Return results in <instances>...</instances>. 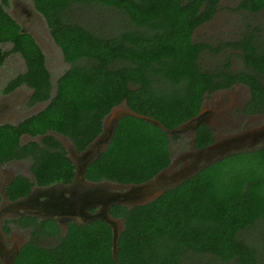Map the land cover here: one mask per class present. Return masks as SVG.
<instances>
[{
    "label": "trees",
    "instance_id": "16d2710c",
    "mask_svg": "<svg viewBox=\"0 0 264 264\" xmlns=\"http://www.w3.org/2000/svg\"><path fill=\"white\" fill-rule=\"evenodd\" d=\"M219 1L32 0L69 64L53 93L44 52L0 4V45H11L8 51L0 47V63L18 53L26 65L5 92L26 84L33 88V101L49 100L17 126L0 125L1 162L32 155L37 184L67 183L73 164L58 140L46 135L41 141L45 147L36 142L21 145L20 135L52 130L82 151L101 133L105 116L122 103L170 130L199 113L207 92L244 83L250 98L243 112L264 114L260 28L215 47L193 40V32L212 19ZM236 8L257 13L264 9V0H240ZM222 47L237 49L245 68L232 71L227 58L211 70L203 69L201 53H217ZM212 141L211 128L199 124L194 147ZM170 164V136L151 121L124 115L85 177L139 184ZM29 185L17 176L8 191L25 193ZM109 212L123 222L115 260L112 228L104 220L70 221L63 232L54 220L24 218L22 226L32 225L33 230L12 264H264V145L203 166L150 202L115 204ZM41 236L55 243L38 244Z\"/></svg>",
    "mask_w": 264,
    "mask_h": 264
},
{
    "label": "flooded vegetation",
    "instance_id": "af4514ba",
    "mask_svg": "<svg viewBox=\"0 0 264 264\" xmlns=\"http://www.w3.org/2000/svg\"><path fill=\"white\" fill-rule=\"evenodd\" d=\"M0 4H3L5 10H6V6L10 4L12 7V13L15 16H19L21 14L25 20L32 19V21L34 22V20L38 16L37 13L43 16V14L40 13L34 7L33 2H32L33 9L29 8L26 5V2L23 0H7V3L3 2V0H0ZM13 18L21 25L23 30L29 32L33 36L32 32L26 29L23 23L18 21L15 17ZM11 79H9L8 82H10ZM8 82L5 84L3 88V95L12 94L16 90H18V88H21V86H26L27 88H30L29 90L30 92L24 99H21V101L17 103L15 107L10 106V102L12 101L11 98L9 99V102L6 104L5 102L3 103V101L0 103V125L9 124V125L17 126L20 121L31 116L32 114H35L43 110L47 106L49 102L48 99L38 100V101L32 100L33 88H31L26 84L19 85L14 89L5 92ZM240 84H244V83H240ZM236 85L238 84H234L233 86ZM226 89L228 88L216 90L214 92H218ZM249 98H250V94L249 97L243 103L240 114L244 118H246L247 116L261 118L263 119L264 122V114H245L243 112L244 106ZM202 107H203V102L200 109V115L197 117L195 121L199 122V124L202 123L206 124L211 128L213 141L208 145H215L216 146L215 149H217L220 147L221 141L223 140L222 138L219 137L220 134L223 132V130L229 132L239 128L242 118H237V119L233 117L225 118L214 112H208L209 114H206L204 112H201ZM211 113L216 114V118L219 119L220 122L219 124L217 123L216 120H211L210 122L208 121L209 117L211 116ZM17 117H22V118L16 122H11L13 119ZM198 126H196V128ZM263 127L264 126L258 127V129H261ZM192 129H191L192 138H190L191 152L189 154L190 155L189 157L193 158L194 156L197 155V152L200 149L206 148L208 145H205L204 147L201 148H195L193 145V141L195 138V131L193 132ZM46 135H51L55 137L58 140L61 148L65 150L66 156L70 159V161L73 164L72 179L67 183L58 181L45 185H39L35 182L32 173V165L34 163V157L32 155H28L21 159L12 158L5 162H1L0 160V224L1 226H3L4 232H9V231L13 232L18 230L28 234V239L16 243L13 249L9 250L8 253L6 252L5 259L3 258V255L0 254V257L2 258V260H0L1 264H11L12 261H14V259L20 252L22 246L29 240V237L33 230V226L32 225L22 226V222H21L22 219L29 218V221H36V222L51 219L56 221L60 229L64 232L65 229L63 228L62 224L65 221H67V224L70 221L82 223L84 219L89 217L91 213L97 210L96 207H90L87 209V211H85L84 213L80 212L74 218H70L72 216L68 215V213H65V215L61 214L62 213L61 211H66V210L70 211L69 204L73 200H75L78 194L83 195L84 192L87 191V189H89L93 184L97 183L88 180L85 177V171L87 167L107 147L109 143V132L107 131L105 132L103 128L101 133L92 142H90L88 146L82 151H78L66 136L61 135L52 130L47 131L45 134H39L35 136H31L26 133L21 134L19 137V142L21 145L27 144L29 142H36L40 145V147H45L44 144H41V141L43 137H45ZM261 141L264 142V136L261 137ZM46 148L50 151L61 150L59 147H54V146L52 147L46 146ZM245 149L252 150L253 148H245ZM209 154L212 153L209 152ZM184 159L186 160L185 162H188V164H190L189 166H184L180 170L175 172L173 171V173L169 174L167 172L170 171V169L175 165V162L171 161L170 166L167 167L166 173H164L158 178L157 183L161 185L167 183L171 184L174 181L178 180L181 177L182 173H185L188 170L193 169V167L195 168L197 163H199L198 159H194V160H192L191 158L187 159V156H185ZM17 176H21L29 181L30 185H29V190L27 192L24 193V192L15 191L10 193L8 191V189L11 187ZM101 182H109V181H101ZM75 207L76 206H73V208ZM59 219H62V221ZM42 238H51V237H45V236L37 237L36 242L38 244H41Z\"/></svg>",
    "mask_w": 264,
    "mask_h": 264
},
{
    "label": "rangeland",
    "instance_id": "374dc122",
    "mask_svg": "<svg viewBox=\"0 0 264 264\" xmlns=\"http://www.w3.org/2000/svg\"><path fill=\"white\" fill-rule=\"evenodd\" d=\"M26 2V5L33 9L31 0H23ZM240 0H220L218 4V8L212 19L208 22L201 24L199 27L195 29L193 32V40L196 42L206 41L210 43L212 47H215L219 43L234 41L240 38V36L245 31H250L254 26L259 27L261 30L260 34L264 33V9L260 12L252 13L248 11L238 10L236 8L237 4ZM6 10L15 17L18 21L24 24L26 29L30 30L37 41L38 45L42 49L45 55L46 66L51 75L52 82V93L55 91L56 80L63 73V71L69 66L67 62H65L62 52L54 42L47 23L44 17L37 13L38 16L32 21L25 20L24 17L20 14L19 16H15L12 13L11 5L6 6ZM0 47L4 51H8L11 47L10 44H2ZM227 58L230 59V69L232 71H240L245 68L242 59L238 55V50L232 47H228L223 49V47L216 53V51L206 50L201 53L199 58V63L203 69L211 70L216 65H220ZM26 65L24 59L18 53H10L4 59L3 62L0 63V103L3 101L8 103L11 98L10 106L15 107L17 103L24 99L28 93L30 92V88L26 86H21L12 94L3 95V88L5 84L14 77L15 75L22 73L25 71ZM249 89L245 84H238L236 86H232L226 90L218 91V92H207L203 99V107L202 111L206 114L208 112H214L222 117L229 118H242L241 124L239 128L234 131L223 132L220 134V138L225 139L235 134L243 133L244 131L258 129V127L264 126L263 119L257 117H246L244 118L240 111L242 109V105L245 100L249 97ZM211 113L208 121L216 120L219 124V119L216 118V114ZM22 117H17L13 119L11 122H16L20 120ZM105 121V119H104ZM4 122V121H1ZM263 122V123H262ZM261 123V124H260ZM259 124V125H258ZM178 135V138L173 139V135L170 136V151H171V161L175 162V165L168 171L167 173L171 174L173 171H178L184 166H189L188 162H185V156L191 158L192 160L198 159L196 156L189 157L191 152V127L182 130L180 133L174 134ZM264 145L263 141H258L253 149L258 148L257 146ZM246 146L245 148H248ZM203 160L199 159V163H197L196 167L191 170L185 172L184 176L187 177L198 169L197 166L202 164ZM9 173V172H8ZM180 179V178H179ZM178 179V180H179ZM174 181L171 184L157 185L160 189H164L167 187H172L178 181ZM28 239V234L23 233L21 231H13V232H4L3 226L0 224V254L3 255L5 259L6 252L14 248V245L22 240ZM41 244L48 246L55 243V239L53 238H42ZM0 260L2 258L0 257Z\"/></svg>",
    "mask_w": 264,
    "mask_h": 264
},
{
    "label": "water",
    "instance_id": "95a60500",
    "mask_svg": "<svg viewBox=\"0 0 264 264\" xmlns=\"http://www.w3.org/2000/svg\"><path fill=\"white\" fill-rule=\"evenodd\" d=\"M124 115H132L144 120H148L153 122L162 128L167 135L172 136L174 134L180 133L182 130L191 127L192 131H195L196 126H198L199 122L195 121L197 117L200 115L199 113L192 117L191 119L185 121L179 126L173 129H166L164 126L155 118L150 116L138 114L135 111L131 110L126 106L125 103L115 106L106 116L105 121L103 120V128L105 132H109V142L113 136L114 130L120 120V118ZM264 136V127L261 129H254L245 131L243 133L235 134L230 137H227L221 141L220 147L215 149V145H208L206 148H202L197 152L198 160L202 159L203 162L200 164L198 171L203 166L211 164L224 156H227L233 152L245 151V147L252 148V146L261 140V137ZM109 144V143H108ZM108 146V145H107ZM103 152V151H102ZM101 152V153H102ZM211 152L212 154H209ZM100 155V154H99ZM167 168L163 171L156 174L152 179L145 181L139 184H118L114 182H97L93 184L84 194H78L69 205L70 211H61L63 215L68 213L74 218L80 212L84 213L90 207H96L97 210L90 214L89 217L83 220L82 223H88L92 220L101 219L106 221L112 228V257L115 260L116 251H117V243L120 235V231L123 228V222L119 218H114L111 216L109 210L111 206L115 204H122L129 207H133L136 205L145 204L150 202L160 196L163 191L167 188L160 189L157 187L158 178L166 173ZM195 171V172H196ZM84 174V171H83ZM193 174V173H192ZM190 174L189 176H191ZM182 173L180 179L176 182V184L180 183L187 177ZM161 186V184H159ZM73 206H76L73 208ZM62 221V219H59ZM63 228L66 230L67 221L62 224ZM64 230V231H65ZM13 263V261H12ZM11 263V264H12Z\"/></svg>",
    "mask_w": 264,
    "mask_h": 264
}]
</instances>
